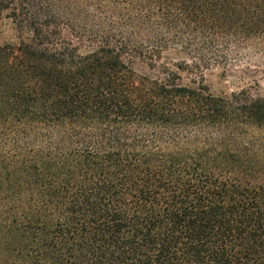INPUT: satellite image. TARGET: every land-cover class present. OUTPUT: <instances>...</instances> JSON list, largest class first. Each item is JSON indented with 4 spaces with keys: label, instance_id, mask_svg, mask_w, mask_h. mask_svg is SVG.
Wrapping results in <instances>:
<instances>
[{
    "label": "trees",
    "instance_id": "16d2710c",
    "mask_svg": "<svg viewBox=\"0 0 264 264\" xmlns=\"http://www.w3.org/2000/svg\"><path fill=\"white\" fill-rule=\"evenodd\" d=\"M1 18L30 37L0 45V264H264V95L203 75L264 64V0H0Z\"/></svg>",
    "mask_w": 264,
    "mask_h": 264
},
{
    "label": "rangeland",
    "instance_id": "374dc122",
    "mask_svg": "<svg viewBox=\"0 0 264 264\" xmlns=\"http://www.w3.org/2000/svg\"><path fill=\"white\" fill-rule=\"evenodd\" d=\"M29 32L20 33L12 20L7 18L0 19V45L7 43L19 45L21 40H28ZM92 48L82 47L81 52L85 53ZM176 55H165L166 60L178 59ZM135 67L139 73H150L149 68L140 60H136ZM185 83H190L193 74L181 72ZM205 84L211 92L216 95L230 94L235 91L247 88L250 85L258 88L264 95V64L262 63H235L228 66H214L203 72Z\"/></svg>",
    "mask_w": 264,
    "mask_h": 264
}]
</instances>
